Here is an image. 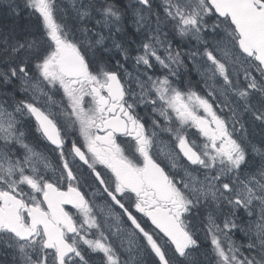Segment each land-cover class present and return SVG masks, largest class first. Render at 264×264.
I'll list each match as a JSON object with an SVG mask.
<instances>
[{"label": "snow or ice", "instance_id": "obj_1", "mask_svg": "<svg viewBox=\"0 0 264 264\" xmlns=\"http://www.w3.org/2000/svg\"><path fill=\"white\" fill-rule=\"evenodd\" d=\"M70 4L0 0V264H264V0Z\"/></svg>", "mask_w": 264, "mask_h": 264}, {"label": "trees", "instance_id": "obj_2", "mask_svg": "<svg viewBox=\"0 0 264 264\" xmlns=\"http://www.w3.org/2000/svg\"><path fill=\"white\" fill-rule=\"evenodd\" d=\"M64 3L68 5V3H67L66 0H64ZM69 10H70V7H69ZM3 16H4V13H3L2 11H0V19H3ZM8 22L11 23V20H9ZM19 23H20L21 25H24V24L26 23V20L21 19V20L19 21Z\"/></svg>", "mask_w": 264, "mask_h": 264}, {"label": "rangeland", "instance_id": "obj_3", "mask_svg": "<svg viewBox=\"0 0 264 264\" xmlns=\"http://www.w3.org/2000/svg\"><path fill=\"white\" fill-rule=\"evenodd\" d=\"M66 1H67V3H68V7L71 8L70 0H66Z\"/></svg>", "mask_w": 264, "mask_h": 264}]
</instances>
